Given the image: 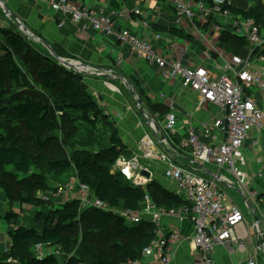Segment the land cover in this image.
<instances>
[{
	"label": "trees",
	"instance_id": "trees-1",
	"mask_svg": "<svg viewBox=\"0 0 264 264\" xmlns=\"http://www.w3.org/2000/svg\"><path fill=\"white\" fill-rule=\"evenodd\" d=\"M193 1L211 5V0ZM246 1L251 5L248 11L230 4L223 10L252 19L263 33L262 0ZM168 36L193 41L175 28ZM218 42L225 55L239 56L249 49L247 41L230 29L220 33ZM259 51L256 49L252 56ZM147 102L155 112L166 114L165 105ZM0 105V123L16 124L35 147V152L26 151L15 140H7L0 125V192L10 206L36 209L29 226L22 225L20 215L12 209L0 218L9 226L10 240L9 247L0 252V264H130L141 259L142 251L155 238L156 227L148 221L127 224L116 211H140L145 196L157 209L185 206L156 181L136 185L112 169L129 151L118 137L114 122L83 85L82 76L61 66L11 27H0ZM76 130L81 136L74 140L72 133ZM59 132L65 136L61 150L55 153L49 148L58 147ZM171 138L180 145L179 140ZM44 171L73 172L79 185L87 187L95 201L111 210L92 205L83 208L78 200L45 209L46 202L37 195L49 191ZM37 248L54 252L43 253L40 258ZM57 253L63 254L61 261Z\"/></svg>",
	"mask_w": 264,
	"mask_h": 264
},
{
	"label": "crops",
	"instance_id": "crops-1",
	"mask_svg": "<svg viewBox=\"0 0 264 264\" xmlns=\"http://www.w3.org/2000/svg\"><path fill=\"white\" fill-rule=\"evenodd\" d=\"M2 1L15 18L12 23L16 22L25 34H32L36 38L35 41L39 42L35 45L40 50L47 51L53 48L60 55L59 58L74 61L90 71L96 70L101 74L111 72L116 75L117 70H119L125 75L132 76L135 78L142 96L152 103L165 105L164 101L156 99L158 93H164L165 96L174 99L177 124L173 132L169 134L180 141L179 146L173 143V138L168 139L169 134H165L164 113H157L152 108L150 109L151 113L161 120L160 126L157 125L160 130L158 132L146 124L143 126L131 103L124 101V96L120 91L115 92L107 84L102 85L96 81H90L88 83L89 89L87 88L100 103L101 110L110 116L113 122H116L121 140L129 148V151L136 150L148 158L147 164H138L149 172L148 178L140 181V186H146L149 182L156 181L170 193L174 192L175 185L164 178V170L168 161H175L181 167L193 170L203 178H221L224 181L221 188L234 194L236 201L232 204L237 206L244 215V223L236 229V236L245 242L246 249L241 251L234 248L233 251H228L223 247H218L214 250L215 264H242L250 257H255L257 264H264V252L259 248L261 240L257 237L254 225L256 223L254 215L260 221L264 209V177L257 178L254 176L264 166V132L263 134L251 133L239 150L240 170L237 177H232L223 171L220 172L214 165L219 172H213L209 166L206 167L201 164L198 165L203 168L194 165H192L194 168H191V164H189L191 161L190 149L186 146L188 128L192 126L199 140L208 144L210 138L204 136L199 124L215 118L219 112L218 108L201 105L195 93L182 88L177 81H165L161 76L162 69L157 66L150 68L139 57L135 55L131 57L127 47H121L114 37L101 36L90 28L84 30L83 25H86V22L81 21L79 24H73L58 8H50L35 0ZM69 1L78 8L96 12L102 11L108 16L114 15L116 11L121 9L131 11L138 8L142 13L141 16L139 18L133 17L130 24H126L121 19L117 20V29L126 28L136 36H145L151 41V44L155 45L158 55L165 58L171 56L172 59H181L183 66L195 67L208 63L209 72L212 76H216L219 68H222V64L216 61L214 54L209 60L205 56L206 51L209 50L208 47L211 45L218 48L219 53L225 55L218 42L219 34L227 28V19L222 16H214V18H210V23L206 22L203 25L196 20L193 23L185 21L176 26L174 12L166 0ZM230 5L243 10L251 9L250 3H245L243 0H231ZM140 20L146 21L149 29L143 31L142 27L138 26ZM3 23L0 24V27H8L5 22ZM59 24L62 25L59 26ZM171 28L183 30L193 38V41L185 42L170 38L168 32ZM154 33L163 35L166 42H156ZM29 42L32 43L33 41ZM247 55L248 50L240 52L242 58L247 57ZM115 62H120L119 69L115 68ZM76 63L73 65L77 67V70L83 71V67ZM252 66L260 72L263 69L258 61H254ZM254 98L258 106L263 108L264 101L261 94L256 93ZM212 132L216 133L215 130ZM161 225L166 234L173 230L181 234L182 241L178 244L176 255L169 264H194L197 255L196 250L188 242L193 234L191 219L185 217L179 220L175 217L164 216ZM145 264L158 263L146 262Z\"/></svg>",
	"mask_w": 264,
	"mask_h": 264
},
{
	"label": "built area",
	"instance_id": "built-area-1",
	"mask_svg": "<svg viewBox=\"0 0 264 264\" xmlns=\"http://www.w3.org/2000/svg\"><path fill=\"white\" fill-rule=\"evenodd\" d=\"M35 1L50 8H58L75 25L81 21L86 22V25H83L84 30L90 28L101 36L114 37L120 45H126L124 47L128 48L130 54L160 67L164 79L177 81L182 88L195 93L201 105L218 108L219 112L215 118L199 124L204 136L210 138L208 144L199 140L193 127L188 128L186 146L191 154L189 164L191 168H194L192 166L194 164L214 165L219 171L232 177L239 175V150L251 133L264 132V107H259L254 98L256 93H260L264 101V55L261 54L264 51V32L259 31L252 19L223 10L226 4H230L229 0H211V5L203 2L196 4L193 0H166L174 12L176 26L185 21L193 23L196 20L203 25L214 16H222L227 19V28H224L230 29L233 35L244 38L249 44L248 55L245 58L240 55H222L218 51H215L217 54L215 55L208 50L206 59L209 60V55L214 54L216 61L222 64L217 75L212 76L208 63L193 68L183 66L181 59L158 55L155 45L145 36H136L126 28L117 29V20L121 19L126 24H130L133 17L139 18L142 13L138 8L131 11L121 9L114 15L108 16L102 11L78 8L69 0ZM262 5L264 8V0ZM138 26H141L143 31L149 29L148 23L143 20L139 21ZM154 40L166 42L159 33H154ZM256 49L260 50L259 53L252 56ZM252 59L263 66L261 72L253 68ZM156 99L164 101L167 107L163 126L165 133H172L177 124L174 100H169L170 98H166L163 93L156 96ZM113 169L136 185H140V181L145 179L140 175V171L145 169L137 163L129 164L127 167L115 165ZM165 169L164 178L175 185V191L172 193L184 201L185 206L178 210L165 211L157 209L150 198L145 196L143 209L140 211H116V214L127 224L148 221L156 227L155 238L144 248L141 259L130 264L146 262L168 264L175 256L180 243V233L173 230L166 234L163 231L161 220L164 216L179 220L185 217L191 219L193 234L189 241L196 250V264H215L214 250L218 247L228 251H233L234 248L244 251L245 242L236 236V229L244 223V215L237 206L228 203L226 193L221 188L224 181L221 178H203L193 170L181 167L175 161H168ZM254 176L264 177V166ZM79 186L84 194L90 193L87 187ZM92 200V206L101 207L104 211L111 210L94 198ZM259 223V227L256 223L254 225L257 237L261 240L259 248L264 252V209ZM36 252L41 258L43 251L37 248ZM242 264H257L256 258H250Z\"/></svg>",
	"mask_w": 264,
	"mask_h": 264
},
{
	"label": "rangeland",
	"instance_id": "rangeland-1",
	"mask_svg": "<svg viewBox=\"0 0 264 264\" xmlns=\"http://www.w3.org/2000/svg\"><path fill=\"white\" fill-rule=\"evenodd\" d=\"M243 1L245 3L248 2L246 0H243ZM248 10H250V8ZM6 21H8V22H6ZM12 21H14L13 17L8 16L5 13L4 9L2 7H0V24L3 23V22H5L8 25V27L13 28L15 30V32H18L20 35H22L25 38L28 37V35H26L23 32V30H21L20 27L17 26V23L16 22L12 23ZM217 34H219V33H217ZM31 36H33V35L31 34ZM26 40H28V39L26 38ZM28 41H33L32 44H34V46H37L35 44H38L39 43V42H36L34 39H30ZM212 43H214V41H212ZM122 45H121V47L126 46V45H123V46ZM208 49H209L210 52H214L215 55H217L215 51H219L218 48L213 47L212 45L209 46ZM51 51L53 52V54L56 55V53L53 51V48L52 49L50 48V49H48L45 52L52 58L53 56H52ZM200 52H201V50H200ZM131 57H133L132 54H131ZM209 57L211 58V55H209ZM63 59H66V58H63ZM67 61L69 63H71V64H73V62H74V61L71 62L68 59H67ZM252 62H254L253 59H252ZM144 64H146L150 68L152 66H157V65H151V64L146 63V62ZM114 65H115V68L116 69H119V66L121 64H120V62H115ZM158 68H160V67H158ZM72 69H74V72L77 70L74 67ZM90 72L91 73H88V74L79 73L77 71L75 72L78 75H81L82 76V78H83V85L85 87L87 86L86 88H88L90 86L88 84L90 81H93V82L96 81V82H99L102 85L107 84L109 87H111L110 88L111 90H114L115 92L120 91L123 94V96H124L123 97L124 98V101H127V102H130L131 103V105L133 107V110L138 114L139 120L143 124V126H145V124L147 126L148 124L145 123L144 118L140 114L141 108L144 111H146V113H148V115L152 119H154L155 125H159L160 126L161 120L159 118H156V116L151 113V110H150L151 108H150V106L148 104L149 102H147V99H145L142 96L143 94H141V90H140L139 86L136 84V81L133 79L134 77L132 78V76L125 75L123 72H120L119 70H117L116 75L114 73H111V72L110 73L101 74V73H98L96 70L95 71H90ZM162 74L163 73H161V76H162ZM164 80L165 81H168L166 79H164ZM129 86H130L131 89L129 88ZM88 89H87V91H88ZM131 91L134 92V96L135 97L132 96ZM159 94L160 93L156 94V96H159ZM166 98H170L169 100H172L173 99L172 97H168L167 95H166ZM94 99H95V101L98 104H100L96 98H94ZM136 99L137 100H141V102H142L141 106H139V104H138V102H137ZM173 103L175 104V101H173ZM0 106H2V105H0ZM107 117H108V119L112 120L110 118V116L107 115ZM159 120H160V122H159ZM57 122L60 123V121H57ZM114 124H115V129L117 131V135L121 139V136L119 134V131H118L117 127H116V125H117L116 122H114ZM0 125L2 126V130H4L5 133L7 134L6 135L7 136V140H9V139L10 140H15V144L17 146H19L20 148H22L23 150L35 152V147H34V144L32 143V140L30 138L27 139L25 137V135L21 132V129L16 124H14L13 122L2 121L0 123ZM139 125H141V124H139ZM149 127H152L153 128L152 125H150ZM64 136L65 135L61 134L60 132H59V134L57 133L58 142L56 144L58 145V147L57 146H55V147L53 146V147H50L49 149L51 151L53 150V152H55V153H57V151H60L61 150L60 146H61V144L63 142V137ZM80 136H81V132L78 131V130H76V131H74L72 133V137H73L74 140L78 139V137H80ZM72 137L70 139H72ZM167 137H168V139H170L171 136H167ZM73 143L76 146L77 142H73ZM7 144H11V142L10 141H7ZM145 144L147 145L146 142H145ZM127 149L129 151V148L128 147H127ZM77 150L80 151L81 149L78 148ZM70 156H72V154H70L68 152V158H70ZM147 159H148L147 157L142 156L141 154L138 153V151H136V150L133 151V149H132V151H129V155H127V156H125V155L121 156L118 159V162L115 163V165L116 166H120V167H127V165L132 164V163H137V165L138 164L144 165L145 163L147 164V162H148ZM115 165L113 166V168L115 167ZM205 166L206 167L209 166L210 169L213 172L214 171L215 172L218 171V170H216V168L213 165H205ZM44 172H45L44 175L46 176L47 183H48V186H49V191L46 192V193H38L37 195L40 196L43 199L44 202H46L45 203V206H44L45 209L48 210L49 208L50 209L51 208H54L58 204L65 203V202H68V201L73 200V199H77L82 204L83 208H89L92 205V203H93V200H92L93 199V196L91 195V193L84 194L81 191V189L79 188L80 186H79V183H78V179L75 177V175H74L73 172L68 171V172H58V173H53V174L47 173L46 171H44ZM238 189H240V188H238ZM224 191L226 193L228 203H235L236 198L234 197V194L232 192L227 191L226 189H224ZM9 209L10 210L12 209V212L18 213L20 215V220H21L22 225H25V226L31 225V222L33 221V218H34V215L33 214L35 213L36 209L35 208H31V207H19L17 205H11L10 206L7 203V201L4 199L2 193L0 192V218H3V216L5 215V213L7 211H9ZM8 230H9V226L6 224V222L4 220L0 219V252H4L9 247V245H10V240H9V237H8ZM189 240H188V242H190ZM181 241H182V239H181V236H180V242ZM48 252L53 253L54 250L43 251V253H48ZM62 255L63 254H61V253L60 254L57 253L56 256L58 257V260L59 261H61L63 259V256ZM173 258L171 259V261L173 260ZM250 258H248V259H250ZM194 264H196V258H195V263Z\"/></svg>",
	"mask_w": 264,
	"mask_h": 264
},
{
	"label": "water",
	"instance_id": "water-1",
	"mask_svg": "<svg viewBox=\"0 0 264 264\" xmlns=\"http://www.w3.org/2000/svg\"><path fill=\"white\" fill-rule=\"evenodd\" d=\"M0 7H2V8L4 9V11H5L6 14H8V15L11 16V17H13V16L11 15V13H10L8 7L4 4V2H3L2 0H0ZM13 19H15V18L13 17ZM21 25H22V24H21ZM26 35H28V37H26L28 40H30V39H34V40H36V38H34L33 36H31L30 34H26ZM51 53H52L53 58H54L57 62H59V64H60L61 66L65 67V68H67V69H70V70H72V71H74V69H72L73 67L77 69L76 66H74V65L71 64V63H69L67 60L57 57L55 54H53L52 51H51ZM73 63H76V62H73ZM76 64H78V63H76ZM78 65H80V66L83 67V65H81V64H78ZM76 71L79 72V73H83V74L91 73L90 70H88V69L85 68V67H83V71H79V70H76ZM76 71H75V72H76ZM129 88H130V86H129ZM130 89H131V88H130ZM131 94H132L133 97H135L133 91H131ZM136 100H137V99H136ZM137 102H138L139 106H141V104H142L141 100H137ZM140 108H141V107H140ZM140 114H141V116L144 118L145 122H146L149 126L152 125L153 128H154V130H156V131H158V132L160 131L159 128H158V126L155 125L153 119H152V118L148 115V113H146V111H144L142 108H141V110H140ZM194 166H196V167H198V168H203L202 166H200V165H198V164H194ZM140 175H141L143 178H148V176H149V172H147L146 170H141V171H140ZM211 178H214V177L211 176ZM215 178L217 179V177H215ZM254 221L256 222V224H257L258 227H259V226H260V223H259L258 218H257L255 215H254Z\"/></svg>",
	"mask_w": 264,
	"mask_h": 264
}]
</instances>
